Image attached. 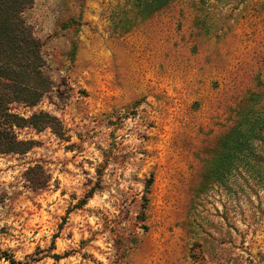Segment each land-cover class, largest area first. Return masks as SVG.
<instances>
[{"label":"rangeland","instance_id":"rangeland-1","mask_svg":"<svg viewBox=\"0 0 264 264\" xmlns=\"http://www.w3.org/2000/svg\"><path fill=\"white\" fill-rule=\"evenodd\" d=\"M129 11L24 12L55 87L13 110L55 116L64 138L18 130L36 146L0 155V264H264V183L203 179L241 113L264 139V1L174 0L133 28Z\"/></svg>","mask_w":264,"mask_h":264},{"label":"trees","instance_id":"trees-1","mask_svg":"<svg viewBox=\"0 0 264 264\" xmlns=\"http://www.w3.org/2000/svg\"><path fill=\"white\" fill-rule=\"evenodd\" d=\"M128 1V22L133 28L174 0ZM33 3L34 0H0V155H23L36 146L37 142L32 139H19L18 130L39 133L48 129L59 139L64 138L62 124L55 116L36 111L24 117L13 110V106L35 107L55 87L42 52L43 43L24 18V12ZM261 114L257 121L262 119ZM250 122H253L250 116L241 113L234 126L218 136L207 149V161L203 166L207 189L214 183L225 188L239 167L247 169L259 184L264 183V158L256 151L264 147V139L258 137L260 133L254 134V125L250 126ZM33 186L42 188L43 182L37 181ZM4 259L10 264H18L11 257Z\"/></svg>","mask_w":264,"mask_h":264}]
</instances>
